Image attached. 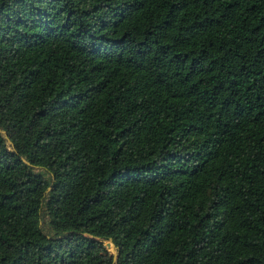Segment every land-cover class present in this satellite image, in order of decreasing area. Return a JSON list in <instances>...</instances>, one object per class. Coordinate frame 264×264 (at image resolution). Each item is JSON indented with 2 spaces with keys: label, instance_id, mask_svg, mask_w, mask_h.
<instances>
[{
  "label": "trees",
  "instance_id": "1",
  "mask_svg": "<svg viewBox=\"0 0 264 264\" xmlns=\"http://www.w3.org/2000/svg\"><path fill=\"white\" fill-rule=\"evenodd\" d=\"M0 264H264V0H0Z\"/></svg>",
  "mask_w": 264,
  "mask_h": 264
},
{
  "label": "water",
  "instance_id": "2",
  "mask_svg": "<svg viewBox=\"0 0 264 264\" xmlns=\"http://www.w3.org/2000/svg\"><path fill=\"white\" fill-rule=\"evenodd\" d=\"M105 246L108 247V248H110L111 246H114L116 248V251L113 252L114 259L116 260L118 255H119V252L117 250V247H116L115 243L111 239H109L107 242H105Z\"/></svg>",
  "mask_w": 264,
  "mask_h": 264
},
{
  "label": "rangeland",
  "instance_id": "3",
  "mask_svg": "<svg viewBox=\"0 0 264 264\" xmlns=\"http://www.w3.org/2000/svg\"><path fill=\"white\" fill-rule=\"evenodd\" d=\"M34 170H37V171H43V172L46 173L47 176L50 175V172H48L47 169L44 168V167H42V166H35V167H34ZM109 249H110L112 252H115V251H116V248H115L114 246H111Z\"/></svg>",
  "mask_w": 264,
  "mask_h": 264
}]
</instances>
